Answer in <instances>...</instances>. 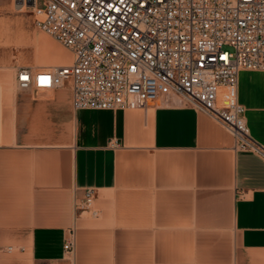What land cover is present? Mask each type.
<instances>
[{"label": "crops", "instance_id": "crops-1", "mask_svg": "<svg viewBox=\"0 0 264 264\" xmlns=\"http://www.w3.org/2000/svg\"><path fill=\"white\" fill-rule=\"evenodd\" d=\"M7 92L0 264H264V161L222 123L162 96L75 110L68 82ZM235 99L264 145V71L241 70ZM87 188L97 217L73 210Z\"/></svg>", "mask_w": 264, "mask_h": 264}, {"label": "built area", "instance_id": "built-area-1", "mask_svg": "<svg viewBox=\"0 0 264 264\" xmlns=\"http://www.w3.org/2000/svg\"><path fill=\"white\" fill-rule=\"evenodd\" d=\"M13 1L72 53L66 65L15 66L18 91L68 82L75 110L177 100L222 123L234 148L264 161V145L251 137L235 99L241 70L264 71V0ZM93 202V189H84L73 210L97 217ZM74 246L71 232L63 249Z\"/></svg>", "mask_w": 264, "mask_h": 264}, {"label": "rangeland", "instance_id": "rangeland-1", "mask_svg": "<svg viewBox=\"0 0 264 264\" xmlns=\"http://www.w3.org/2000/svg\"><path fill=\"white\" fill-rule=\"evenodd\" d=\"M59 48L67 53L64 60L72 59V53L51 36L39 29L28 9L13 0H0V86L7 93L17 90L14 80L15 66L31 65L49 68L55 66L52 56ZM93 207L96 208L93 202ZM88 216H92L89 209Z\"/></svg>", "mask_w": 264, "mask_h": 264}, {"label": "bare ground", "instance_id": "bare-ground-1", "mask_svg": "<svg viewBox=\"0 0 264 264\" xmlns=\"http://www.w3.org/2000/svg\"><path fill=\"white\" fill-rule=\"evenodd\" d=\"M63 49V48H62ZM61 63V62H60ZM62 64V63H61ZM0 89H1V91H2V93L3 94H6V91H5V89H4V87L3 86H0ZM151 99H147L146 101H150Z\"/></svg>", "mask_w": 264, "mask_h": 264}]
</instances>
